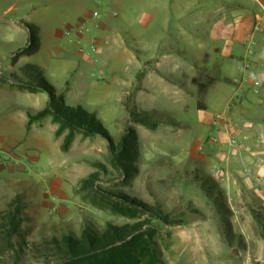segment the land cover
Returning <instances> with one entry per match:
<instances>
[{"label":"rangeland","instance_id":"1","mask_svg":"<svg viewBox=\"0 0 264 264\" xmlns=\"http://www.w3.org/2000/svg\"><path fill=\"white\" fill-rule=\"evenodd\" d=\"M152 1L164 9L147 26ZM224 1L229 4L223 6ZM206 2L213 13L198 14L199 27L189 43L185 29L190 15L173 18L178 0H0V71L5 69L1 62L7 66L19 56L18 67L33 65L39 71L16 69L21 81L44 80L66 106L93 113L114 142L127 127L134 129L139 151L136 171L126 177L112 166L107 143L98 136L76 132L62 151L66 131L56 137L50 118L25 136L20 105L37 111L47 94L23 93L20 99L17 93H7L4 109L0 105V122L5 116L4 128L0 123V200L4 207L15 194L21 195L27 220L20 230L28 231L15 240L24 242L21 258L17 261L12 251H3L0 264H46L41 246L53 237H79L86 226L103 231L108 222L147 219L159 264H264V202L253 185L260 176L257 152L264 150V89L254 87L250 77L240 91L198 77V83L207 79L211 87L207 93L206 86V109L197 110L191 84L197 76L195 62L211 71L225 50L226 41L209 31L211 17L216 21L224 11L231 24L234 15L257 8V2L199 0L200 5ZM94 11L97 19L91 17ZM165 20L170 24L163 28ZM29 29L39 47L34 54L22 51L30 45ZM168 43L183 54L163 60ZM241 73L237 69L230 77L242 78ZM3 79L8 92L6 73ZM224 113L239 146L230 159L225 156L229 136L215 138L210 125L214 116ZM134 114L163 124L149 130L131 118ZM97 171V194L136 197L158 209L166 221L145 214L127 220L91 206L76 190L81 179ZM206 177L222 192L218 203L203 188Z\"/></svg>","mask_w":264,"mask_h":264},{"label":"trees","instance_id":"2","mask_svg":"<svg viewBox=\"0 0 264 264\" xmlns=\"http://www.w3.org/2000/svg\"><path fill=\"white\" fill-rule=\"evenodd\" d=\"M29 32L30 45L22 51L33 54L38 49V42L32 29H29ZM21 70L32 71L35 74L39 72L33 65L24 66ZM197 72L200 78L206 70L203 67H198ZM13 79L23 90L30 93L44 92L47 94V100L41 109L37 111L23 109L27 116V131L32 124L50 118L51 122L56 125L54 132L56 137L66 131L61 143L62 151L68 149L76 132L85 137L98 136L106 141L110 162L115 169L126 177L136 171L139 151L134 129L127 127L118 142H114L93 113L80 106H66L62 95L57 94L54 88L48 86L44 80L30 84L21 81L18 77H13ZM205 96L206 85L198 83L197 110H205ZM131 118L149 130H155L159 124H163V121L152 120L145 114H134ZM100 176V172H93L78 183L76 191L83 192V199L87 200L91 206L127 220H137L139 214H145L149 219L166 221L163 220L158 209L136 197L114 192L108 193L110 198L97 194L99 190L96 183ZM196 178H199L198 175ZM204 180L203 188H206L207 196L213 199L214 203H218L222 198V192L217 188L214 180L208 177ZM24 207L25 203L21 195L15 194L5 202L4 207L0 210V252L12 251L16 255L17 261L24 253V242L15 240L21 238L28 231L27 228L20 230L22 222L27 220ZM150 223L148 219L132 224L108 222L103 231L86 226L79 237L67 234L59 239L53 237L49 242L42 244V257L46 259V264H159L151 235L154 231L147 230V225ZM171 225L176 226L177 224Z\"/></svg>","mask_w":264,"mask_h":264},{"label":"crops","instance_id":"3","mask_svg":"<svg viewBox=\"0 0 264 264\" xmlns=\"http://www.w3.org/2000/svg\"><path fill=\"white\" fill-rule=\"evenodd\" d=\"M257 8L252 6L248 12L242 15H234L231 24L227 23L228 15L224 13V11L220 12L219 19L213 21L212 17L209 21V31L214 33L216 39H222L226 41L225 50L222 54H220L219 59L213 64V67L210 70L206 68L204 65H199L198 62H195V67H203L205 68L206 72L202 77L209 78L212 84L216 83H225L231 84L235 88V91H240L241 87L239 86V81L241 78H231L230 74L233 73L235 70H241L242 76L246 75L247 79L249 77L252 78L251 80L258 79L261 81V86L264 89V0H256ZM225 1L223 2V6H227ZM222 6V7H223ZM150 14L146 17V25L149 26L152 23V19L155 13H159L164 8H160V5L155 3L154 1L151 2L150 7L148 8ZM173 13H177L174 15L173 18H180L182 15L187 16L190 15V20L188 25L186 26L185 33L187 42L191 43L192 39L190 36H194L195 32L199 27V18L198 14L203 13H213V6L211 3L206 2L204 4H199V0H178V3L172 8ZM222 9V8H221ZM9 10V9H7ZM113 17H116V13H112ZM193 17V19H192ZM170 22L167 20L164 21V26H169ZM256 26L260 27L259 31H253ZM181 29V27H180ZM191 34V35H188ZM251 37L253 40L252 46V54H249L246 48L247 40ZM228 40V41H227ZM169 47L164 49L161 53L163 60H168L174 58V56H181L183 54L179 49L171 46V43H168ZM39 48V47H38ZM38 49L34 52L36 53ZM33 53V54H34ZM27 54V53H26ZM12 63L8 64L7 66L5 63L1 62L3 65L4 72L0 71V105L2 108L5 107L6 101V94L13 93L18 94L20 99H23V93L26 95H30L32 93L23 90L13 79V77H18L15 74L16 69L21 70L24 66L18 67V63L20 61L19 56H15L12 58ZM222 64V67H221ZM5 65V66H4ZM197 70V69H196ZM227 73H226V72ZM8 75V83L10 85L9 91L7 92V85L6 81L3 79L4 74ZM195 79L191 82V84L195 85V89L192 91L193 94L197 93V86H198V72H196ZM162 76L166 79L173 78L171 75L162 74ZM20 79V77H18ZM219 78V79H213ZM207 79H203L202 82L207 86V93L209 92L210 85L207 82ZM14 87V89L12 88ZM13 89V90H11ZM206 93V96H207ZM25 95V97H26ZM205 96V97H206ZM45 105V104H44ZM20 110L24 113L26 117V124H27V116L23 109H30L34 110L33 108L21 104ZM206 109V104H205ZM258 116V112H257ZM4 119L5 116L2 117V126L4 128ZM38 122L31 125L28 131H25V136H32L35 132V127ZM224 136V135H222ZM242 136H250V135H242ZM241 137V136H239ZM259 155V159H257V172L260 176L264 177V150H260L257 152V156ZM4 199L0 200V208L3 207Z\"/></svg>","mask_w":264,"mask_h":264},{"label":"built area","instance_id":"4","mask_svg":"<svg viewBox=\"0 0 264 264\" xmlns=\"http://www.w3.org/2000/svg\"><path fill=\"white\" fill-rule=\"evenodd\" d=\"M92 1L94 3H101L105 0H92ZM91 17L93 19H97L99 17L98 12L94 11L92 13ZM80 28H81V26H80ZM259 30H260V27L256 26L253 31H259ZM253 44H254L253 40L251 39V37H249V39L247 40V43H246V48H247V51L249 54H252ZM95 52H96V48L91 47L90 53H95ZM79 53H81V54L84 53L82 48H79ZM248 81L249 80L247 79L246 75H243L239 81V86L242 87V85ZM251 84L254 87L259 88L261 86V81L258 79H254V80H251ZM263 98H264V94H263ZM210 125H211L212 130L214 131V137L215 138L222 136L224 134H227V136H229V140L227 143V153L225 154V156L227 159H230L231 157H233V153L238 149L239 146L237 144L235 135H233L232 132L230 131L229 120H228L226 114L225 113L224 114H217L216 116H214L210 120ZM245 172L247 173V175L250 174V171L248 169H246ZM253 185L255 187V192L258 194L259 198L264 202V177L258 176L256 178H254Z\"/></svg>","mask_w":264,"mask_h":264}]
</instances>
